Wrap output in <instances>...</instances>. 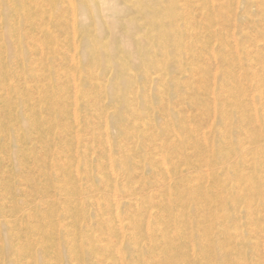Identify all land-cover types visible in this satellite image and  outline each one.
I'll list each match as a JSON object with an SVG mask.
<instances>
[{
    "label": "rangeland",
    "instance_id": "obj_1",
    "mask_svg": "<svg viewBox=\"0 0 264 264\" xmlns=\"http://www.w3.org/2000/svg\"><path fill=\"white\" fill-rule=\"evenodd\" d=\"M210 1L215 7L213 17L217 20V24L214 21V31H216L218 35V40H212V46L217 47L218 53L227 52L226 54L224 53L223 56L232 59V61L229 60L230 63L232 62V64L238 65L241 62V65L246 68L244 71H241L243 72V77H245L246 80L251 79L253 86H259L260 89L250 92L248 99H252L255 94L264 90V30L259 29L260 27H256L258 28L256 30L254 26H246L245 19L247 16L244 13L245 6L243 0ZM195 15L197 16L198 23L194 25V32L197 33L198 31L199 33H204L202 36L203 38L201 37L202 39H200L198 43L199 47L201 44L206 45V43H210V38H208L207 33H205V27L208 26L209 20L206 14L204 16L198 12ZM254 19L259 24V17H254ZM193 41L194 40L188 37L187 40L185 39L183 45L189 47ZM74 51L76 52L63 49L42 52L23 49V60L20 64H17L16 54L18 51L16 52L13 49L2 48L0 46V67H8L12 73L14 71L18 72L17 77L19 81L17 80L15 83V86L18 84V86L15 87L17 91L15 99L19 98V96L20 98L21 96H28L29 99H31L29 108L35 112L33 114L25 113L24 105L20 108L14 106L3 107V105H0V264H115L114 259L108 256L109 254L106 250H102L99 253L101 256L100 260L105 258L103 262H100V260L95 261L96 259L94 260V257H92L93 255L89 254L88 243L92 242V240L97 241L94 245L98 247L105 244L117 245V247H120L122 243L121 240L119 242V240L115 239L110 233L108 235L107 231L101 230L99 218V212L101 210L93 205V202L102 198V201L106 203V200L115 199L117 195L118 203L116 207L114 206L110 210L103 204V210L101 212L105 214V218L111 219L116 211L120 209L123 216L129 217L135 213L139 219L143 220L146 213L133 212V209L129 207L132 203L130 200L132 197H130V193H128L129 190H127L126 186H129L130 191H134L139 199L153 198V201L156 203L159 202L158 198L166 192L165 188H163L166 180H163L162 176L160 177V175L156 174L150 168L153 158H157L163 153L162 151H158L159 149H156V145L160 146V136H169L165 153L171 156L172 165L178 167L180 171L184 169V172L187 173L185 175L186 179L190 178L196 180L197 174L186 170L188 167L184 162L174 157L175 151L179 150L176 137L173 133L163 130L165 127L160 114L165 108L163 105L164 102L162 101L164 98H167L171 102V105L174 106L175 111H173L174 113L172 112L174 119H178L177 115L179 112L181 116L186 118V120L199 130L201 134H207L212 131L213 128H216L217 133H213L209 138L208 142L210 144L214 140L218 141L223 139L224 150H227L230 144L236 147V154L229 159L225 157L226 151L222 152V148L217 150L220 160L223 163L219 165L217 171H220V169L224 167L233 166V163H237L238 159L251 160V158H253L251 152L245 154L244 149L246 151L247 149H254L257 144H255L256 146L249 143L240 145L243 137L238 133L237 129L242 127V119H237V117H230L231 119L228 118L229 120L224 119L221 117V114L224 113L226 115L227 111L222 113L220 111L217 119L212 117V122L211 120L207 122V120L198 117L202 108L198 105H190L189 99L199 98L204 101L209 99L208 95L203 91V88H201V84L197 83V77H194L193 80L190 78L192 67L197 65V57H184L182 61L179 60L178 65L175 67L173 66V62L175 61L174 55H171L168 61L166 59L162 62V65L167 63L169 66L170 76L167 75L164 80L159 81L160 83L155 85H163L165 80H167L168 86H171V90L164 92V94L163 92H154L156 93L154 95L157 96L155 97L152 94L155 99L152 106L150 104L145 105L144 102L145 99L149 97V89L151 86V83H149L147 79V75L151 74L157 79L158 75H161V73H158V71L151 67L139 69L138 66L129 62V58L125 56L123 52H119V50L116 57H109L107 60L97 62L93 61L91 56L89 57V51L86 48L81 47ZM237 51L239 52L238 55ZM233 55L239 58L233 60ZM158 56H161L160 52H158ZM75 59L76 61H71ZM160 59L162 58L160 57ZM118 61H122V64L126 65L125 69H127V71L121 70L119 66H117ZM200 63H203L204 65H202L204 67L206 64L208 66V61L206 60ZM230 63L227 64L224 58L219 59L216 64L219 68L213 65L214 73L217 72V70L219 71V69L230 67L232 65H230ZM215 68L218 69L216 70ZM22 70H24V72H20ZM235 70L238 74L239 70H237L236 66ZM76 71L78 73L77 79L76 81H72L70 74ZM258 74H260V76L256 78L253 77V75ZM50 79H52V81H50ZM130 79L132 83L128 82ZM3 82L4 78L0 76V84L3 85ZM24 82H27V84L25 83V85ZM218 83L220 86L225 84L222 75ZM243 84H245V80ZM74 85H78V88L74 89ZM190 88L193 89V92ZM146 91L148 92L145 93ZM52 92L55 93V96H51L47 103L44 102L43 105L45 108L42 109L40 107L42 106L40 103L41 98L45 100V94H51ZM1 94L2 92H0V95ZM227 95V92H220L219 95H217L220 98L218 107H227V103L225 102V99L228 97ZM76 96L78 99L76 106H74V99H76ZM126 99H134L136 101L133 105L128 106V104L125 103ZM184 99H186V104L182 102ZM86 103H88V105H86ZM70 105L74 107L69 109L68 107H70ZM254 106L262 109V106L257 103L255 104L254 101H246L244 107L241 109L247 110ZM75 108L79 110L81 119L80 122L74 126V129L71 130L72 127H70V122L72 121H66V111L67 109L72 111ZM133 109H138L143 115L146 117L148 116L151 122L145 118V121L133 119L130 124L123 122L127 118L132 117ZM55 113H57L58 116H55ZM100 114L101 117L99 118ZM31 116L34 117L33 119H35L34 121H36L35 125H37V127H41V129L47 127L45 131L47 135L45 134V136L49 138V141H46L45 144H47L46 146L49 149L43 148V145L39 143L40 138L38 134L29 133L28 129L31 125L26 117ZM261 116L264 119L263 112ZM11 117H15L16 119L13 121ZM142 123L147 125L148 134L151 135L152 141L156 144L152 149H148L143 145L145 141L139 143V141L143 140L142 138L138 140V135H140L139 132H137L134 142L127 140L124 134V132H127V130L136 125H143ZM40 124H43V127ZM253 125L257 124L255 122H251L250 124L249 132L253 136L264 134V129H260L256 132L252 131L254 129ZM10 128L11 131H9ZM229 128L234 129L232 135L228 134ZM23 132L24 135L22 134ZM77 134L82 135V143L79 146L80 151L78 157L73 160L70 155L73 151L75 152L78 150L77 145L72 143L74 136ZM223 134H225V136ZM189 135V132H186L184 136L188 138ZM93 137H95V139ZM64 144L72 147L69 152H62L61 149ZM109 145L113 146L116 159L120 162H124L122 164H126L128 171H116L115 178L104 180L103 176L108 175L111 170L113 171V169H115L113 167L114 164L113 166L110 164L107 165L106 160L102 157L105 154V148ZM218 146L220 148V143H218ZM121 148H124V150L121 151ZM184 149L189 154L193 151L192 148H188V146ZM125 151H127L126 154L136 156V160L141 159L146 161V168L144 166L141 167V165L135 161H126ZM23 152H26L25 155H23ZM54 153H56V156L53 161L51 158L48 159V162H52L53 164L51 166L49 164L46 168L43 163L26 161L31 158L29 155H31L32 158H38L43 161V158L46 159ZM27 154L28 156H26ZM236 156L238 158H236ZM233 159L237 160L234 161ZM190 160L193 161L195 158H190ZM78 161L83 164L79 167V173L76 172L77 169L75 168ZM64 163L75 165L71 171L69 170L71 173L66 175V177L72 179V183H70L72 185L69 187L71 188L69 193L72 192L71 201H66L65 190L61 191V193H57L54 189H50V181L48 179L42 181L43 179L40 178L38 172L41 169L48 171L49 174L52 172L53 175L49 177H52L59 183L63 180L60 174ZM116 167L118 170H121L119 165ZM241 167L244 166L242 165ZM243 172L245 175H248L251 171L247 169V167H244ZM56 174H59L60 178L57 179ZM220 179H225L222 172L220 173ZM170 180L180 182L181 177L179 178V176L175 175L172 176ZM35 182L40 184L43 189L42 192L37 191L38 189L32 186ZM206 182L208 183V180H206ZM76 187L78 188L74 189ZM114 187H118L119 191L115 196H111L112 194H109V190ZM229 189H231L230 185L227 186L226 189H222V192L225 193ZM182 190L181 183H179V188L177 191L175 190V192H181ZM234 190L237 194L242 192V188H235ZM215 195L216 193H209L208 196H202L203 202L200 207L205 206L206 197ZM33 200H35L34 205L30 203ZM253 202L257 203L258 198L256 196H249L247 203ZM156 205L157 206L153 207L151 210V213H165L163 212L164 209H161V206L158 204ZM227 207H229L231 211V216H227L225 220L220 221L225 222L224 224L228 226V230L233 234L239 233L241 236L243 232L245 239L242 240V245L246 249V257L255 264H263L264 246L262 245H264V231L257 232V230L259 228H263L264 230V203L260 205L261 213L259 214V219L261 220L259 224H255L256 221L249 223L247 213L244 212V207H246V205L240 200L232 199L229 204L218 202L212 207V211H222L223 208L227 209ZM62 208H66V211L58 213L59 215L56 212H54V214L52 213V211H58ZM67 208H69V210ZM78 208L82 209L78 210ZM234 208L236 211H233ZM238 214L241 215L240 219L236 218ZM195 215L197 216L196 219L200 220L198 226H190L186 222L180 221L177 225L183 227L187 226L192 231L209 235L213 239L211 248L222 246L220 243L224 241L221 234L210 235L209 231L207 234L203 232L205 228H209L211 223H217L218 221L206 222L205 213L201 211H195ZM57 217H59V219ZM17 224L36 226L39 230L35 233L33 238L43 242L50 241L54 243V245H52L54 247H51L52 249H47L48 251L44 252V256L43 250L39 245H36L34 241H27V231H12L11 226ZM62 225L70 226L68 230L67 228H63L64 231L60 230ZM132 232L133 231L130 230L128 233ZM69 239H74L76 241L75 248L68 243ZM141 239L142 245H145L143 254L126 250L125 255L127 261L130 262V264H139L140 262L142 264H161L150 259L151 250L146 247L144 238L141 237ZM238 240L239 239H237V241ZM110 241H113V244ZM232 242L233 244L230 248L235 249L236 240ZM84 245L86 246L85 249L82 247ZM260 248L263 249V254L260 253ZM257 249L258 252L256 251ZM73 250L79 251L81 255H83L84 252V259L78 261L72 254ZM191 250V248L185 249L188 257L191 254ZM189 260L193 261L191 258H189ZM257 260L258 263H256ZM221 263L222 262L218 264Z\"/></svg>",
    "mask_w": 264,
    "mask_h": 264
},
{
    "label": "bare ground",
    "instance_id": "obj_2",
    "mask_svg": "<svg viewBox=\"0 0 264 264\" xmlns=\"http://www.w3.org/2000/svg\"><path fill=\"white\" fill-rule=\"evenodd\" d=\"M243 1L245 6L244 13L247 16L245 19L246 26H254L255 28L260 27L259 29L264 30V0ZM214 9L215 7L210 0H0V46L2 48L13 49L16 52L18 51L16 54L17 64H20L23 60V49L42 52L68 49L76 52L74 50L83 47L89 51V57L91 56L95 62L107 60V58H112L113 56L116 57L119 50V52H123V54L129 58V62L138 66L139 69L151 67L158 71V73H161V75H158L157 79L151 74L147 75V79L149 83H151V86L149 89V97L146 98L144 102L145 105L150 104L153 106V102L155 101L154 96H157L154 95L156 94L154 92H163L164 94V92L171 90V86H168L167 80H165L163 85H155L160 83L159 81L164 80L167 75L170 76L169 66L167 63L162 65V62L166 59L168 61L169 57L174 55L175 61L173 62V66L175 67L178 65L179 60L182 61L184 57H197L199 63L196 61L197 65L192 67L190 78L193 80L194 77H197V83L201 84V88H203V91L209 97L206 101L199 98L189 99L191 106L198 105L202 108L198 117L209 122L208 120H211L212 117L217 119L220 111L221 113L227 111L226 115L220 113L222 118L228 119L230 117H237V119L243 120L242 127L237 129L238 133L243 137L240 145L246 143L257 144L254 149H247V151L244 149L245 154L251 152L253 156L251 160L238 159L237 163L235 162L236 164L233 163V166L224 167L221 168L220 171H217L219 165L223 164L217 152V150L224 148L223 139L218 141L214 140L211 144L208 142L211 135L217 133L216 128H213V132L210 131L207 134H201L199 130L193 127L179 112L177 115L178 119H174V106L171 105V102L167 98L162 99L164 102L163 105L165 106L160 114L165 127L163 130L173 133L178 141L179 150L175 151L174 157L184 162L188 167L186 170L197 174L196 180L190 178L186 179L185 175L187 173L184 172V169L180 171L178 167L172 165L171 156L165 153L169 136H160V146H158L152 141L151 135L148 134L147 125L143 123V125H136L127 130V132H124L127 140L133 142L137 136V132H139L140 135H138V140H141V138L143 139L139 141V143L145 141L143 145L148 149H152L153 146L156 145V149L163 152L157 158H153L150 168L156 174L160 175V177L162 176L163 180H166L165 185L163 184V188H165L166 192L158 198L159 202L156 203L153 201V198L139 199L134 191H130V187L126 186L127 190H129L128 193H130V197H132L130 199L132 203L129 207L133 209V212L146 213L143 220L139 219L135 213L129 217L123 216L120 209L116 211L111 219L105 218V214L101 212L103 210V204L110 210L114 206L116 207L118 203L117 195L115 199L106 200V203L102 201V198L95 200L93 205L101 210L99 212L101 230L107 231L108 235L110 233V235H113L119 242L120 240L122 241L120 247L110 244L98 247L94 245L95 242H97L96 240L89 242L90 253H88L93 255L92 257H94V260L96 259L95 261L101 259L99 255L100 251L106 250L109 254L108 256L114 259L115 264H130V262L127 261L125 252L126 250H130L134 253L143 254L145 245L141 243L142 237L144 241H146V247L151 250L150 259L161 264H218L220 262L223 264H255L246 257V249L242 245V240L245 239L243 232L241 236L239 233L233 234L228 230V226L224 224L225 222L220 221L225 220L227 216H231L229 207H227V209L223 208L222 211H212V207L218 202L229 204L232 199L240 200L246 205V207H244V212L247 213L249 223L256 221L255 224H259L261 220L259 219V214L261 213L260 205L264 203V134L253 136L249 132V128L251 122H255L257 125H253L254 129L252 131L256 132L260 129H264V119L261 116L262 112L264 113V90H261V92L259 91L252 99H248L251 91L260 90L259 86H253L251 79L246 80V78L243 77V72L241 71H244L246 68L241 65V62L238 65H234L232 62L230 63L229 60L232 61V59L223 56L224 53L226 54L227 52L218 53L217 47L212 46V40H218V35L216 31H214V24H217V20L213 17ZM198 12L204 16L206 14L208 17L206 18L209 20V23L208 26L205 27V33H207L208 38H210V43H206V45L201 44L199 47L198 43L200 39L203 38L202 36L204 33H199L198 31L197 33L194 32V25L198 23L195 14ZM254 17H259V24ZM257 29L258 28H256V30ZM188 37L194 41L190 44L191 46L186 47L183 44ZM158 52H160L161 56H158ZM238 53L237 51V55ZM233 56V60L239 58L238 56ZM160 57L162 59H160ZM223 58L227 64L230 63V65H232L227 68L219 69V71L217 70L219 68L217 65L218 68H215L217 72L214 73L213 65L216 66L219 59ZM205 60L208 61V66L206 64L204 67V64L202 63V65L200 62ZM71 61L74 62L76 59ZM117 64L121 70L127 71V69H125L126 65L122 64V61H118ZM235 66L237 70H239L238 74L235 70ZM20 72H24V70ZM17 74L18 72L15 71L13 73L10 72L8 67H0V76L4 78V84H0V92H2L0 95V105H3V107L14 106L18 108L24 105V112L33 114L35 112L29 108L31 99H29L28 96H21V98L19 96V98L15 99L17 94L15 87L18 86V84L15 86V83L17 80L19 81ZM77 74V71L70 74L72 81H76ZM221 75L223 76L225 84L220 86L218 82ZM258 76H260V74L253 75L254 78ZM244 80L245 84H243ZM50 81H52V79H50ZM128 82L132 83V80L130 79ZM25 83L27 84V82H24V84ZM77 86L78 85H74V89H77ZM190 90L193 92L192 88H190ZM147 92L148 91L145 93ZM220 92H227L228 94L227 99H225L227 103L226 108L225 106L218 107L220 98L217 95H219ZM51 96H55V93L45 94V100L41 98L40 103L42 106L40 107L42 109L45 108L43 103H47ZM77 99L76 96V99H74V106L77 104ZM185 100L186 99L182 100V102L185 103ZM135 101L134 99H126L125 103L131 106ZM246 101H254L255 104L257 103L262 106V109L257 106L247 110L241 109L244 107ZM86 105H88V103H86ZM74 106L70 105L68 108L70 109ZM77 108L72 111L67 109L66 111V121H72L70 122V127H72L71 130L74 129V126L78 124L81 119ZM56 115L58 116L57 113H55V116ZM100 117L101 114L99 115V118ZM33 118L32 116L26 117L31 125L28 129L29 133L38 134L40 138L39 143L43 145V148L49 149L46 146L47 144H45L46 141H49V138L45 136L47 127L45 129L37 127V125H35L36 121H34L35 119ZM144 118L147 120L149 117L143 115L138 109H133L132 117L127 118L123 122L130 124L133 119L145 121ZM15 119V117H11V120L14 121ZM148 121L151 122V119H148ZM40 125L43 127V124ZM9 131H11V128ZM186 132L190 134L188 138L184 136ZM233 132L234 129L229 128L228 134L232 135ZM22 134L24 135V132ZM225 134L223 135L225 136ZM93 138L95 139V137ZM72 143L77 145L78 149L75 152L73 151L70 155L74 160L78 157L80 151L79 146L82 143V135H75ZM218 143H220V148ZM187 146L188 148H192V153L189 154L186 152L184 148ZM71 148L72 147L64 144L61 150L65 153L69 152ZM122 150H124V148H121V151ZM224 151H226L225 157L229 159L236 154L237 149L234 145L230 144L227 150H222V152ZM25 153L26 152H23V155H25ZM126 153L127 151H125V154ZM26 156H28V154ZM29 156L31 158L26 161L43 163L46 168L49 164L50 166L53 164L52 162H48V159L51 158L53 161L56 153L48 156L46 159L43 158V161L38 158H32L31 155ZM102 157L106 160L107 165L110 164L113 166L114 164L113 167L115 168L113 171L111 170L108 175L103 176L104 180L115 178L116 171H128L126 164H122L124 162H120L116 159L112 145L105 148V154ZM193 157L195 160L191 161L190 158ZM236 158L238 157L236 156ZM125 160L135 161L140 164L141 167L146 166V161L141 159L136 160V156H132L131 154H126ZM233 160L235 161L237 159ZM77 163L78 166L64 163L60 174L63 180L59 183L52 177H49L53 175L52 172L49 174L48 171L41 169L38 171L39 176L43 179L42 181L48 179L50 181V189H54L55 192L61 193V191L65 190L66 201H71L72 192L69 193L71 189L69 187L72 185L70 184L72 183V179H69L66 175L71 173L70 171L74 166L77 169L76 172H80L79 167L83 164L80 161ZM118 165L121 170H118L116 167ZM242 165L250 169L251 172L248 173V175L244 174V167H241ZM221 172L225 176L223 180L220 179ZM175 175L179 176V178L181 177L180 182L170 180V178ZM60 176L56 174L57 179L60 178ZM206 180H208V183ZM179 183H181L183 190L181 192H175V190L177 191L179 188ZM229 185L231 189L225 193L222 192V189H226ZM32 186L38 189L37 191L39 192L43 190L40 184L36 182L33 183ZM77 188L78 187L74 189ZM235 188H242V192L237 194L234 190ZM118 191L119 188L114 187L109 190V194L115 196ZM209 193H216V195L206 197L205 206L200 207L203 202L202 196H208ZM249 196H256L258 202L247 203ZM30 203L34 205L35 200ZM156 204L161 206V209H164L163 212L165 213H151L153 207L157 206ZM67 209L69 210V208ZM81 209L82 208H78V210ZM65 211L66 208H62L58 211H52V213L54 214V212H56L58 214ZM195 211L204 212L206 222L218 221L217 223H211L209 228H205L203 232L207 234L209 231L210 235L221 234L224 241L220 243L222 246L211 248L213 239L209 235L192 231L187 226L183 227L177 225L180 221L186 222L190 226H198L200 220L196 219L197 216L195 215ZM233 211H236L235 208ZM239 214L238 216L236 215L237 219L241 217ZM57 218L59 219V217ZM76 224L78 225L77 222ZM69 226L62 225L60 230H64L63 228H67L68 230ZM11 229L15 232L27 231V241H34L36 245H39L43 250L44 256V252L48 251L47 249H52L51 247H54L52 246L54 243L50 241L43 242L33 238L35 233L39 230L36 226L17 224L11 226ZM130 230L133 232L128 233ZM263 231V228L257 230V232ZM237 239L239 240L237 241ZM234 240H236V246L235 249H232L230 246H232V241ZM110 242L113 244V241ZM68 243L75 248L76 241L74 239H69ZM82 247L85 249L86 246L84 245ZM189 248L192 250L188 257L185 249ZM262 250L263 249L260 251L261 254L264 253V250L263 253ZM256 251L258 252V249ZM72 254L78 261L85 257L84 252L83 255H81L79 251L73 250ZM189 258L193 259V261H190ZM104 259L105 258H102L100 262H103ZM256 263H258V260ZM139 264L142 263L140 262Z\"/></svg>",
    "mask_w": 264,
    "mask_h": 264
}]
</instances>
